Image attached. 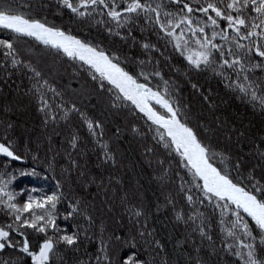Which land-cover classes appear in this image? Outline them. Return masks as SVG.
Segmentation results:
<instances>
[{
	"label": "trees",
	"instance_id": "16d2710c",
	"mask_svg": "<svg viewBox=\"0 0 264 264\" xmlns=\"http://www.w3.org/2000/svg\"><path fill=\"white\" fill-rule=\"evenodd\" d=\"M7 2L25 14L46 19L49 24L118 55L132 72L139 73L143 69L150 74L159 71L161 75L152 77L150 86L159 87L162 92L164 81H168V88L174 86L173 101L186 106L184 112L193 126H203L202 132L204 128L212 130L205 135L213 137L217 151L226 152L233 162L243 157L241 175H247L258 164L259 154L264 151V105L259 99L253 100L240 91L238 84L246 83L243 74L237 76L232 70L224 69L221 75L219 63L213 68L202 66L196 69L175 50L172 37L147 23L143 14L121 28L104 15L102 6L95 11L81 9L90 14L80 17L62 7L59 0ZM117 2L124 6V0ZM163 3L169 11L178 10L169 0H163ZM221 26H224L223 22ZM108 27L113 29L112 34H109ZM129 31L131 36L122 39L121 36H127ZM206 31L210 34L211 29ZM12 35L0 29V38ZM145 42L155 45V49L151 52L143 48L134 51V44L141 47ZM215 42L224 43L219 38ZM19 46L24 58L31 59L53 80L63 96L48 93L50 104L55 106L48 111L58 119L48 120L46 124L47 117L38 110L39 99L31 91L30 73L11 66L0 69V143L11 144L21 157L13 160L0 154V180L7 184L6 191L14 194V202L18 205H22L29 195L39 199L53 192L63 193L57 205V224L66 229L67 234L80 232L79 250L61 243L50 264H77L79 259L87 260L89 256L93 257L92 264H95L94 257L101 247V240L107 245L111 264H123L124 257L133 253L145 264H164L165 260L167 264H241L225 246L232 243V238L227 235L230 227L227 221L234 217L225 213V223L222 224L219 209L188 204L179 186L181 177L185 181L192 177L178 163L179 157L170 153L158 137L154 139L156 125L134 110L129 102L119 110L113 108L114 103H119L114 93L102 90L99 82L93 81L91 74L84 71L78 61L73 65L66 57L45 55L44 46L33 38H21ZM216 59L219 61L218 55ZM140 60L145 64L140 65ZM249 75L264 82V71L260 69ZM192 84H197L200 91L193 89ZM204 96L209 99L205 101ZM73 103L89 118L103 122V129L99 130L103 132L102 136L90 135L75 113L68 112V119L61 118ZM159 111L164 112L163 109ZM117 128L120 129L118 134ZM133 128L137 131L133 132ZM73 133L80 137L78 151L69 147L68 141ZM103 144L108 147L102 151ZM69 152L72 153L71 159L78 161L79 168L72 166ZM105 155L112 156L114 162H105ZM80 172L85 175L81 176ZM254 175L257 179L264 177V165L256 167ZM192 194L194 197L199 195L195 190ZM3 199L6 202L7 198ZM77 200L81 202L83 215L67 217L69 205ZM194 208L204 213L201 219L207 220L206 230L211 241L193 231L200 219L195 223L176 219L177 213L184 217L194 215ZM129 209L141 210L143 215L137 218ZM85 215H91L94 222L86 221ZM10 223H13V215L0 205V227ZM84 230L90 239L84 238ZM21 231L26 233L33 250H37L39 242L45 238L31 229ZM145 231L153 232V235L141 236L140 233ZM12 237L16 241L23 239L15 232ZM154 239L163 244V251L156 248ZM257 253L264 257V247H258ZM0 259L13 264H32L31 258L18 248H6L0 252Z\"/></svg>",
	"mask_w": 264,
	"mask_h": 264
},
{
	"label": "snow or ice",
	"instance_id": "6c2138e0",
	"mask_svg": "<svg viewBox=\"0 0 264 264\" xmlns=\"http://www.w3.org/2000/svg\"><path fill=\"white\" fill-rule=\"evenodd\" d=\"M59 3L80 17L90 14L81 9L92 8L95 11L102 6V9L106 10L104 15L121 28L143 14L147 23L152 24L165 36L175 39V48L182 54L184 51H191L190 40L198 47V51L186 57L196 69H201L202 66L213 68L219 63L221 75L224 69L232 70L237 76L243 74L246 83L238 84L240 91L250 95L253 100L259 99L264 105V82L254 80L249 75L256 69L264 71V0H204V3H201V0H169V3L178 7L176 11L167 10L163 0H124V6H121L117 0H59ZM0 29L13 34L10 38H0V57H3L0 61V69L11 66L13 69H23L30 73L29 79L33 82L31 91L39 99L38 110L47 117L46 124L48 120L58 119L48 111L50 107H55L50 104L48 93H52L55 97H62L63 93L31 59L24 58L19 46L23 37L33 38L43 45L46 50L45 55L66 57L73 65L78 61L84 71L91 74V79L99 82L102 90L114 93L119 103H114L113 108L119 110L127 106L125 102H129L134 106V110H138L156 125L157 135L154 139L158 137L170 153L174 152L179 157L178 163L182 164L192 177L188 181L181 177L182 183L179 187L184 193V199L189 205H206L213 210L219 209L222 224L225 223L223 219L225 213L234 217L227 221L230 225L227 235L232 238V243L226 244V248L239 259L241 264H264V257L257 253L258 247H264V182H262L264 177L257 179L254 175L256 167L264 165V151L259 154L258 164L253 166L247 175H241L243 157L233 162L226 152L217 151V145L212 142L213 137L205 135L212 130L204 128L202 132L203 126H193L187 112H184L186 106L173 101L174 86L168 88V81H164L163 92L159 87L154 90L150 86V79L161 75L159 71L150 74L145 73L143 69L139 73L132 72L122 63L118 55L105 51L98 44L78 38L70 31L49 24L46 19L25 14L7 0H0ZM206 29H211L210 34ZM107 30L112 34L111 27ZM186 32L187 38H185ZM115 34L121 36L120 32ZM130 36L129 31L127 36L121 38L127 39ZM217 38L224 43H216ZM133 40L135 41V38ZM245 41L247 43H244ZM141 47L144 50H152L156 46L145 42ZM217 55L219 61L216 59ZM254 58L258 59L254 62ZM139 64L144 65L145 61L140 60ZM141 77L144 82H141ZM191 87L200 91L197 84H192ZM203 99L207 101L209 97L204 96ZM155 106L164 109V113L161 114ZM68 112L75 113L81 118L90 135H103V132L99 131L103 129V122L89 118L75 103L63 113L61 118L68 119ZM119 131L120 129L117 128L116 133L118 134ZM136 131L133 128V132ZM79 140L80 137L73 133L68 141L70 149L78 151ZM107 147V144H103L101 150ZM148 151L151 152L152 149ZM0 154L13 160L21 159L12 145L7 142L0 143ZM71 155L72 153L69 152L72 166L79 168L78 161L71 159ZM104 159L105 162L109 160L114 162L110 155H105ZM79 174L85 175L83 172ZM57 187H60L59 183ZM6 188L7 184L0 180V205L5 206L13 215V223L0 227V252L6 248H18L21 253L31 258L32 264H50L61 243L67 248L79 250L80 232L67 234V230L61 229L57 224V205L63 198L62 192H53L39 199L29 195L22 205H18L14 202V194L6 191ZM193 190L199 195L194 197ZM4 197L7 198L6 202ZM80 204L79 200L70 204L67 217L75 214L83 215ZM129 211H132L137 218L143 215L141 210L129 209ZM193 212L194 215L187 217L177 213L176 219L193 223L200 219V224L193 231L199 232L202 237L211 241L212 237L206 230L207 220L201 219L204 213L195 208ZM85 219L89 223L94 222L91 215H85ZM25 228L44 235L45 238L39 242L37 250L32 249L26 233L21 231ZM14 232L23 238L22 241L13 239ZM60 232L64 234H58ZM140 235L151 237L153 232L145 231ZM84 238L90 239L87 230H84ZM153 243L158 250L163 251L164 246L159 240L154 239ZM92 260L93 257L89 256L87 260L79 259L77 264H92ZM94 260L95 264H111L107 245L103 240ZM0 264H13V262L0 259ZM123 264H145V262L139 260L133 253L124 257ZM164 264H167L166 260Z\"/></svg>",
	"mask_w": 264,
	"mask_h": 264
},
{
	"label": "rangeland",
	"instance_id": "374dc122",
	"mask_svg": "<svg viewBox=\"0 0 264 264\" xmlns=\"http://www.w3.org/2000/svg\"><path fill=\"white\" fill-rule=\"evenodd\" d=\"M103 10H104V9H103ZM105 11H106V10H104V12H105ZM187 36H188V34H187V32H186V34H185V38H187ZM172 42H173V44L175 45L176 41H175L174 38H172ZM117 43H120V42H117ZM189 47H190L191 51H184L183 54L181 53V51H180L179 49L177 50V49L175 48V50H176L180 55H182V56L184 55L185 57H187L189 54H194L196 51L199 50L198 47L192 43L191 40L189 41ZM133 48H134V51L137 52V51H140L142 47H140V46L134 44ZM146 51L151 52V50H146ZM141 82H143V81H141ZM155 107L157 108L158 111L162 109V108H160L159 106H155ZM163 110H164V109H163ZM164 111H165V110H164ZM160 112H161V111H160ZM163 113H164V112L162 111L161 114H163ZM122 132H123V131H122Z\"/></svg>",
	"mask_w": 264,
	"mask_h": 264
},
{
	"label": "water",
	"instance_id": "95a60500",
	"mask_svg": "<svg viewBox=\"0 0 264 264\" xmlns=\"http://www.w3.org/2000/svg\"><path fill=\"white\" fill-rule=\"evenodd\" d=\"M155 90V89H154Z\"/></svg>",
	"mask_w": 264,
	"mask_h": 264
}]
</instances>
